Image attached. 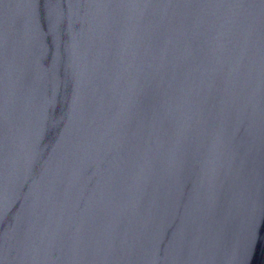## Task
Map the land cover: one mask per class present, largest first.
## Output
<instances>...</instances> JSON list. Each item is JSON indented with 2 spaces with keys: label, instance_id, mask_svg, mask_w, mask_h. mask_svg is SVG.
Returning a JSON list of instances; mask_svg holds the SVG:
<instances>
[{
  "label": "water",
  "instance_id": "water-1",
  "mask_svg": "<svg viewBox=\"0 0 264 264\" xmlns=\"http://www.w3.org/2000/svg\"><path fill=\"white\" fill-rule=\"evenodd\" d=\"M0 264H264V0H0Z\"/></svg>",
  "mask_w": 264,
  "mask_h": 264
}]
</instances>
